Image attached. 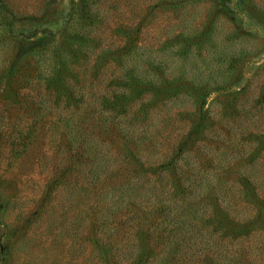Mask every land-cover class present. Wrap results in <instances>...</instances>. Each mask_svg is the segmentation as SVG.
Returning a JSON list of instances; mask_svg holds the SVG:
<instances>
[{"label": "rangeland", "instance_id": "374dc122", "mask_svg": "<svg viewBox=\"0 0 264 264\" xmlns=\"http://www.w3.org/2000/svg\"><path fill=\"white\" fill-rule=\"evenodd\" d=\"M240 249L264 264V0H0V264Z\"/></svg>", "mask_w": 264, "mask_h": 264}, {"label": "trees", "instance_id": "16d2710c", "mask_svg": "<svg viewBox=\"0 0 264 264\" xmlns=\"http://www.w3.org/2000/svg\"><path fill=\"white\" fill-rule=\"evenodd\" d=\"M125 96V95H124ZM251 225H246V226H244V227H238V229H240L242 232L240 233L239 232V234H241L242 236H243V234L245 233V234H247L248 232H249V228H251L250 227ZM219 232H220V230H219ZM238 237V236H237ZM218 251V250H217ZM239 251H241V249L240 250H234L233 251V253L232 252H229V254L231 255L230 256V259L227 261V263H224V262H222V263H220L219 261H218V259H217V264L219 263V264H242V262H241V259H240V255H237L236 254V252H239ZM220 252V251H219ZM141 253V252H140ZM148 259V258H147ZM152 260V258L150 259V261ZM150 261H148V262H150Z\"/></svg>", "mask_w": 264, "mask_h": 264}]
</instances>
